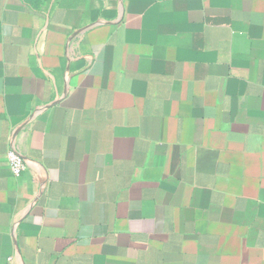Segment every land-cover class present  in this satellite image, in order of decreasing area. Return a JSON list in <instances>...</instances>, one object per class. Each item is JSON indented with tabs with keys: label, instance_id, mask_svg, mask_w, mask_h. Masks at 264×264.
Listing matches in <instances>:
<instances>
[{
	"label": "crops",
	"instance_id": "0c3cea01",
	"mask_svg": "<svg viewBox=\"0 0 264 264\" xmlns=\"http://www.w3.org/2000/svg\"><path fill=\"white\" fill-rule=\"evenodd\" d=\"M0 264H264V0H0Z\"/></svg>",
	"mask_w": 264,
	"mask_h": 264
},
{
	"label": "built area",
	"instance_id": "2783aa9c",
	"mask_svg": "<svg viewBox=\"0 0 264 264\" xmlns=\"http://www.w3.org/2000/svg\"><path fill=\"white\" fill-rule=\"evenodd\" d=\"M6 160L14 175H20L25 169V159L14 147H9L6 152ZM11 260V258H9Z\"/></svg>",
	"mask_w": 264,
	"mask_h": 264
}]
</instances>
